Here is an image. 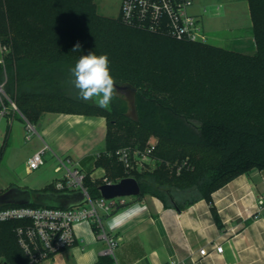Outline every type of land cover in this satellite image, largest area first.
Instances as JSON below:
<instances>
[{"label": "trees", "instance_id": "16d2710c", "mask_svg": "<svg viewBox=\"0 0 264 264\" xmlns=\"http://www.w3.org/2000/svg\"><path fill=\"white\" fill-rule=\"evenodd\" d=\"M22 2H28L27 11L19 6ZM248 2L256 44L253 54L128 26L120 15H100L94 0H0V42L9 48L0 61V84L7 96H0V111L12 100L34 125L41 121L46 105L54 106V112L105 116L106 144L97 164L114 182L129 175L114 151L127 145L144 148L155 137V169L130 174L140 183L139 196L153 194L177 208L200 198L212 202V193L225 183L253 167L264 169V119L251 113L257 86L244 81L252 78L264 84V0ZM19 19L34 30L33 39L21 38ZM77 44L80 49L73 51ZM215 47L216 60H227L238 73L237 86H218L205 77L201 67L198 73L190 69L182 79L161 61L192 60L188 66L195 68L197 60H205L198 49ZM90 52L107 54L116 88L129 85L137 90L136 117L127 113L119 94H114L109 110L94 100L79 98L70 70ZM244 68L250 72L241 71ZM9 135L10 128L0 159ZM185 159L180 173L171 169ZM103 183L101 178L86 177L92 197L101 195ZM29 195L28 203L0 204V208H69L86 202L81 190L59 191L53 183ZM212 210L217 217L213 205ZM19 224L17 220L0 221V258L5 264H32L17 240ZM113 263L110 255H102L96 264Z\"/></svg>", "mask_w": 264, "mask_h": 264}, {"label": "crops", "instance_id": "0c3cea01", "mask_svg": "<svg viewBox=\"0 0 264 264\" xmlns=\"http://www.w3.org/2000/svg\"><path fill=\"white\" fill-rule=\"evenodd\" d=\"M3 55L0 42V61ZM4 117L7 120L1 132L4 139L9 125L20 133L21 125L27 124L18 110L10 109L7 115H0V122ZM38 124L40 130L34 153L47 144L53 156L70 155L79 161L85 172L104 175L105 169L98 166L97 160L106 144L105 116L48 112ZM56 178L34 190L44 189ZM5 190L7 188L0 194ZM126 199L125 206L104 220L107 232L119 238L114 249L119 264H167L170 258L184 259L188 264H264L262 168L253 167L225 183L212 193V202L200 198L177 208L166 205L153 194L130 195ZM75 233V245L37 264H96L107 246L106 240L97 234L90 221L77 223ZM215 242L224 245L222 253L211 249ZM204 246L211 250L207 256L198 252Z\"/></svg>", "mask_w": 264, "mask_h": 264}, {"label": "built area", "instance_id": "2783aa9c", "mask_svg": "<svg viewBox=\"0 0 264 264\" xmlns=\"http://www.w3.org/2000/svg\"><path fill=\"white\" fill-rule=\"evenodd\" d=\"M193 5L194 0H123L120 18L128 26L151 33L167 35L178 40L208 42L199 15L191 11ZM2 50L8 52L9 48L2 46ZM0 94L6 96L1 84ZM10 102L11 105L4 106L0 115H7L10 109L19 111L16 103L12 100ZM27 125L32 132L36 129V126L30 122H27ZM28 137L30 138L31 134ZM156 142L149 141L144 148L127 145L114 151L125 172L129 174L128 176H132L130 174L134 172L153 169L152 167L157 162L152 154ZM48 149L50 146L46 144L28 158L29 172L45 163L44 154ZM56 159L58 165L55 171L62 173L53 182L55 189L59 191L81 190L86 197V202L69 208L8 206L0 208V221L17 220L20 222L16 228L17 240L32 264L50 259L63 248L75 245L77 241L75 225L81 221H90L94 224L97 234L107 242L102 255H110L114 260L113 264H119L114 253L119 238L107 232L104 220L107 215L127 204V196L106 198L101 194L99 197H92L85 184L88 175L93 179L101 178L103 184L114 183V181L106 177L105 173L102 176H94L92 173L85 172L79 161L70 155H56ZM211 249L216 253H222L224 245L221 242H215L211 245ZM198 252L201 256H207L211 250L204 246ZM167 264L188 263L184 259L170 258Z\"/></svg>", "mask_w": 264, "mask_h": 264}, {"label": "rangeland", "instance_id": "374dc122", "mask_svg": "<svg viewBox=\"0 0 264 264\" xmlns=\"http://www.w3.org/2000/svg\"><path fill=\"white\" fill-rule=\"evenodd\" d=\"M94 1L97 12L100 15L110 18L119 17L121 3L123 0ZM19 6H22L21 8H25V11H27L26 8L29 5L28 2H22ZM191 11L194 14L199 15L201 24L207 35L208 43L218 47L235 49L247 54L255 53L256 44L254 40L248 0H194V5L192 6ZM19 22L20 27L18 31L21 38H27V40L33 39L34 30L27 22L20 21V19ZM41 33H43V36L45 32ZM166 46L171 48V44H167ZM198 53L205 60H197V67L195 68L188 66L189 61L192 60L174 59L161 61L168 70L170 69L172 73L179 74L182 79L185 75H188L192 71H197L198 73V67H201L203 70L201 68L200 69L205 77L213 80L214 83L218 84V86L231 88L238 85V81L234 79L238 75V73L235 72V68L232 67L227 60H216L219 54L216 47L206 48V50L198 49ZM241 71L250 72L248 68H244ZM211 75H213V77ZM244 81L249 82L250 85L257 86L252 95L251 113L252 115H256L257 118L264 119V84L257 82L252 78H245ZM115 93L119 94L123 98L127 107V113L136 117L137 90L129 85H121V87L116 88ZM46 108L47 110L44 114L54 112L53 110L55 109L54 106L48 107V105H46ZM15 123L19 124L17 120ZM6 124L7 120L4 117L0 122V150L4 140L1 132L5 130ZM35 126L36 129L32 132L29 130L27 124H22L20 133H18V131L12 130V126L9 125L10 135L8 144L0 159V191H2L3 188H7L4 192L17 191V193H26L28 191H33L38 187L44 186L45 184L51 182L53 178L61 175L62 172L55 171L58 161L55 154L54 156L52 155L51 149H48L44 154L45 163L43 165L32 172L28 171L27 159L34 153V145L37 142L40 130L39 124ZM29 134H31L30 138L28 137ZM150 141H156V138L151 137ZM186 163L187 159L181 162V164H176V167H170L171 169L175 168L176 172L180 173L181 166ZM155 167L156 165L152 167L153 170ZM183 199L184 198L181 197L179 198V201H183ZM0 264H5L3 258H0Z\"/></svg>", "mask_w": 264, "mask_h": 264}, {"label": "clouds", "instance_id": "9594fccd", "mask_svg": "<svg viewBox=\"0 0 264 264\" xmlns=\"http://www.w3.org/2000/svg\"><path fill=\"white\" fill-rule=\"evenodd\" d=\"M77 44L73 51H78ZM107 54L90 52L82 55L71 68L72 84L83 101L94 100L101 109L109 110L116 91V82L111 75Z\"/></svg>", "mask_w": 264, "mask_h": 264}, {"label": "water", "instance_id": "95a60500", "mask_svg": "<svg viewBox=\"0 0 264 264\" xmlns=\"http://www.w3.org/2000/svg\"><path fill=\"white\" fill-rule=\"evenodd\" d=\"M17 189V188H15ZM14 189V190H15ZM102 196L112 198L116 196L139 195L141 186L134 176L122 178L118 182L105 183L100 186ZM30 201L29 191L26 193H17V191L3 192L0 194V204L6 203H28Z\"/></svg>", "mask_w": 264, "mask_h": 264}]
</instances>
